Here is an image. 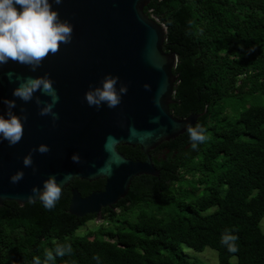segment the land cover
I'll list each match as a JSON object with an SVG mask.
<instances>
[{
	"label": "trees",
	"instance_id": "16d2710c",
	"mask_svg": "<svg viewBox=\"0 0 264 264\" xmlns=\"http://www.w3.org/2000/svg\"><path fill=\"white\" fill-rule=\"evenodd\" d=\"M142 11L175 54L169 112L197 114L191 125L209 139L192 149L185 129L150 149L157 175L133 176L82 233L95 215L68 213L69 188L85 195L102 178H72L51 210L2 201L0 264H43L65 243L73 252L55 264H200L181 245L213 249L217 264H264V0H150ZM226 230L238 237L235 253L221 243Z\"/></svg>",
	"mask_w": 264,
	"mask_h": 264
},
{
	"label": "water",
	"instance_id": "95a60500",
	"mask_svg": "<svg viewBox=\"0 0 264 264\" xmlns=\"http://www.w3.org/2000/svg\"><path fill=\"white\" fill-rule=\"evenodd\" d=\"M150 0H63L52 4L62 21L73 27L71 43L61 44L56 55H49L36 71L12 62L0 66V115L7 118L3 100L15 101L12 112L22 118V140L10 146L0 141V204L12 200L29 201L33 186L43 188V181L55 176L60 183L65 174L72 178L103 179L102 188L85 195L69 188L68 213L75 216L94 214L123 197L133 176L157 175L148 151L173 138L191 125L197 114L173 116L168 109L175 75V54L163 50L164 27L147 16L142 7ZM14 73L12 81L7 73ZM47 76L59 95L53 111L59 119L41 116L39 108L50 97L36 92L35 99L24 102L13 96L18 86L16 76ZM118 77L127 86L121 103L115 108L102 104L89 106L84 93L101 86L105 75ZM148 85L146 89L144 86ZM158 100V103H157ZM23 109V111H21ZM27 116V120L23 117ZM115 142L109 147L108 137ZM50 149L40 153L41 145ZM31 153L32 166L25 167L23 157ZM73 154L80 163L71 160ZM23 171L17 183L10 176Z\"/></svg>",
	"mask_w": 264,
	"mask_h": 264
},
{
	"label": "clouds",
	"instance_id": "9594fccd",
	"mask_svg": "<svg viewBox=\"0 0 264 264\" xmlns=\"http://www.w3.org/2000/svg\"><path fill=\"white\" fill-rule=\"evenodd\" d=\"M63 0H0V66L8 63L9 60L22 65H27L32 71L41 66L42 62L49 55H56L61 44L71 43L73 27L59 17V13L52 8V4H61ZM191 23V22H190ZM14 73L8 72L7 76L12 81ZM118 77L105 75L101 81V86L93 87L84 93L85 101L89 106L99 108L102 104L109 108H115L121 103L122 94H127V86L120 84L117 89ZM19 81L18 86L13 89V96L24 102L35 99L39 106L42 101L39 97H34L36 92H41L49 96L50 102H43L39 108L41 116H51L53 123L59 119L58 113L53 111L59 102V95L53 87L52 80L45 74L44 76H16ZM146 89L148 85L144 86ZM7 105V118L0 115V141L7 140L9 145L19 143L24 135V124L22 118L12 112L16 107L15 101L3 100ZM158 103V100H157ZM23 111V109H21ZM27 120V116L23 117ZM187 133L192 149L209 139L206 129L200 125H187ZM115 142L113 137H108V146ZM50 149L47 145H39L35 151L47 153ZM71 160L80 163V157L73 154ZM25 167L32 166L31 153L23 157ZM24 176L23 171H17L10 176L12 183H17ZM70 176L65 174L58 183L55 176H49L43 181V188L38 189L33 186L32 194L28 196L29 202L39 200L46 209H53L62 195L61 185L69 180ZM238 237L229 231L221 236V243L229 252H237ZM73 252L70 243L57 244L52 251L46 252L43 264H55L56 257L71 255ZM93 259L99 261V256ZM33 264H41L40 257H33Z\"/></svg>",
	"mask_w": 264,
	"mask_h": 264
},
{
	"label": "rangeland",
	"instance_id": "374dc122",
	"mask_svg": "<svg viewBox=\"0 0 264 264\" xmlns=\"http://www.w3.org/2000/svg\"><path fill=\"white\" fill-rule=\"evenodd\" d=\"M98 218H94L91 220H88L85 222L84 225L77 228L75 231L76 233H82L85 231L86 228H93L99 221ZM259 227L261 231L264 233V216L259 221ZM181 250L188 255L189 259H195L200 264H217L216 261V253L213 249H210L208 247H204L201 251H193L190 248L185 247L184 245H181ZM230 260H234L232 257Z\"/></svg>",
	"mask_w": 264,
	"mask_h": 264
}]
</instances>
